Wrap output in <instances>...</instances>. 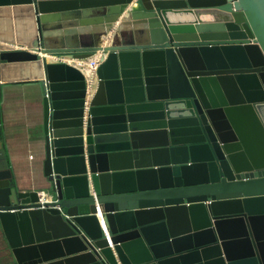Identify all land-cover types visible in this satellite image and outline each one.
<instances>
[{
    "label": "water",
    "instance_id": "1",
    "mask_svg": "<svg viewBox=\"0 0 264 264\" xmlns=\"http://www.w3.org/2000/svg\"><path fill=\"white\" fill-rule=\"evenodd\" d=\"M0 40L101 54L0 43V85L48 82L56 202L0 182L17 264H264V0H0Z\"/></svg>",
    "mask_w": 264,
    "mask_h": 264
},
{
    "label": "crops",
    "instance_id": "2",
    "mask_svg": "<svg viewBox=\"0 0 264 264\" xmlns=\"http://www.w3.org/2000/svg\"><path fill=\"white\" fill-rule=\"evenodd\" d=\"M122 17L123 15L118 18L115 25ZM8 19H11L12 25L13 16ZM109 37L110 34L104 40L105 44L110 43ZM3 42L0 40V43ZM51 45L57 44L51 42ZM57 58L56 62L80 68L83 74L91 73L95 77L94 72L101 61V54L98 52L91 58L96 62L95 66L85 60L80 66L79 60L66 56ZM87 68L91 71H87ZM44 91L43 81H12L4 86L0 85V182L4 181L1 177H7L8 174L10 183L19 191L46 192L43 165L46 144L43 132ZM90 99L91 97L88 101ZM0 264H17L1 224Z\"/></svg>",
    "mask_w": 264,
    "mask_h": 264
},
{
    "label": "built area",
    "instance_id": "3",
    "mask_svg": "<svg viewBox=\"0 0 264 264\" xmlns=\"http://www.w3.org/2000/svg\"><path fill=\"white\" fill-rule=\"evenodd\" d=\"M3 43H4V45H6L7 48L9 47L12 50H29V51L34 52L37 55H39L40 58H47V59H50L52 61H57V59H58L57 57L61 56V55H56L53 53L43 54L41 52V50H42L41 48H38V50L35 51V50L27 49L25 45H20V44L10 43V42H3ZM89 62H90L91 66H95V64H96V62H94L93 60L89 61ZM80 66H82V63H80ZM43 85L45 88L44 97H48V82L43 81ZM37 197H38L37 204L39 205V208H45V207H47L46 205H49V204L56 202V199L52 195L48 194L45 191H37ZM56 207H58V206H56Z\"/></svg>",
    "mask_w": 264,
    "mask_h": 264
},
{
    "label": "bare ground",
    "instance_id": "4",
    "mask_svg": "<svg viewBox=\"0 0 264 264\" xmlns=\"http://www.w3.org/2000/svg\"><path fill=\"white\" fill-rule=\"evenodd\" d=\"M192 24H190V25H186V24H184V25H181L180 26V29H183L184 27L185 28H190L189 26H191ZM199 25H202V24H200L199 23ZM192 26H194V25H192ZM211 27V26H210ZM186 33H188V32H186ZM185 37H190L191 36V33H188V34H183ZM82 62V60H79V63H81ZM84 62V61H83ZM87 71H90L88 68H87ZM239 73V72H238ZM87 77H89V76H91V75H88V73H86L85 74ZM239 75H241V74H239ZM89 80L91 81V78H89ZM92 92H93V88H91V91H89V94H88V98L90 97V95L92 94ZM100 221V224H102V221H101V219H99ZM261 246L262 247H264V242H261Z\"/></svg>",
    "mask_w": 264,
    "mask_h": 264
},
{
    "label": "rangeland",
    "instance_id": "5",
    "mask_svg": "<svg viewBox=\"0 0 264 264\" xmlns=\"http://www.w3.org/2000/svg\"><path fill=\"white\" fill-rule=\"evenodd\" d=\"M0 103H1V101H0ZM44 155H45V148H44ZM44 155H43V159H44ZM40 158L42 159V156H40ZM44 179H45L44 188H45V190H46L47 193H50L52 191V188L50 187V184L48 183V180H47V178L45 176H44Z\"/></svg>",
    "mask_w": 264,
    "mask_h": 264
}]
</instances>
